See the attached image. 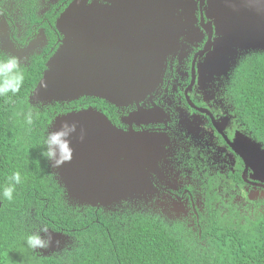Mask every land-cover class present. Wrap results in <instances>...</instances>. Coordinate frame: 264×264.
Wrapping results in <instances>:
<instances>
[{
    "label": "flooded vegetation",
    "instance_id": "af4514ba",
    "mask_svg": "<svg viewBox=\"0 0 264 264\" xmlns=\"http://www.w3.org/2000/svg\"><path fill=\"white\" fill-rule=\"evenodd\" d=\"M73 1L0 0V51L27 69L46 64L63 39L56 23ZM94 1L109 4L89 0ZM166 1H159L160 8L168 9V3L174 6L170 26L178 31L171 35L157 88L127 107L87 100L96 105L87 109H97L120 130L132 128L156 136L148 147V157L141 162L154 167L147 198L155 208L161 206L173 214L169 205H179L185 223L204 216H233L242 227L246 213L239 205L264 193L263 159L248 140L262 149L264 144L248 132L229 95L230 81L240 63L227 75L222 71L215 74L211 68L217 54L221 61H228L225 54L230 50L220 48L222 39L225 41L217 13L221 0ZM225 5L229 12L230 1ZM256 52L238 51L237 61Z\"/></svg>",
    "mask_w": 264,
    "mask_h": 264
},
{
    "label": "trees",
    "instance_id": "16d2710c",
    "mask_svg": "<svg viewBox=\"0 0 264 264\" xmlns=\"http://www.w3.org/2000/svg\"><path fill=\"white\" fill-rule=\"evenodd\" d=\"M45 68V62L18 66L0 51V264H264V228L258 242L221 215L189 226L147 209L115 213L71 205L46 167L48 128L58 115L96 106L87 100L105 101L33 106L30 96ZM230 84L239 118L264 144V53L241 60ZM249 225L254 233L257 227ZM49 231L69 240L43 256L39 243Z\"/></svg>",
    "mask_w": 264,
    "mask_h": 264
},
{
    "label": "water",
    "instance_id": "95a60500",
    "mask_svg": "<svg viewBox=\"0 0 264 264\" xmlns=\"http://www.w3.org/2000/svg\"><path fill=\"white\" fill-rule=\"evenodd\" d=\"M107 1L108 5L74 0L61 15L57 30L63 40L30 96L33 106L93 97L122 108L142 101L157 88L171 35L178 31L170 26L174 6L168 3L169 8L162 10L160 0ZM229 1V12L226 0L217 8L225 36L220 48L230 50L225 54L228 61L217 54L211 62L215 74L227 75L237 65L238 51L264 53V0H241L237 5L236 0ZM49 134L53 173L80 207L110 210L121 201L146 198L154 167L141 162L148 157L155 135L120 130L93 108L57 116ZM248 141L264 163V149ZM122 165L125 170L115 169ZM260 172L264 175V164ZM48 238L45 255L59 251L69 240L53 231Z\"/></svg>",
    "mask_w": 264,
    "mask_h": 264
},
{
    "label": "clouds",
    "instance_id": "9594fccd",
    "mask_svg": "<svg viewBox=\"0 0 264 264\" xmlns=\"http://www.w3.org/2000/svg\"><path fill=\"white\" fill-rule=\"evenodd\" d=\"M67 10V9H66ZM58 22V21H57ZM56 29H57V23H56ZM57 32H58V30H57ZM59 33V32H58ZM60 34V33H59ZM61 35V34H60ZM62 36V35H61ZM62 38H63V36H62ZM63 40V39H62ZM61 43H62V41H61ZM61 46V45H60ZM60 46L58 47V49H56V51L53 53V55L49 58V60L47 61V63L45 64V70H44V72H43V75H44V73H45V71L48 69V67H47V65H48V63H49V61L54 57V55L57 53V51L59 50V48H60ZM257 52H260V51H257ZM263 53V52H262ZM12 59V58H11ZM13 61H15L14 59H12ZM16 62V61H15ZM241 62V61H240ZM240 62H238L237 61V63H240ZM17 63V62H16ZM17 65L18 66H21V65H19V63H17ZM42 78H43V76H42ZM42 78H41V80H42ZM40 80V81H41ZM40 81H39V83H40ZM38 83V84H39ZM38 86V85H37ZM37 86H36V88H37ZM35 88V89H36ZM35 89H34V91H35ZM33 91V92H34ZM32 92V93H33ZM32 95V94H31ZM81 99H98V98H93V97H85V98H81ZM80 99V100H81ZM80 100H78V101H80ZM101 100V99H100ZM104 101V100H103ZM76 102V101H75ZM106 102V101H105ZM72 103V102H71ZM107 104H110V103H108V102H106ZM56 104V103H55ZM54 105V104H53ZM110 105H112V104H110ZM114 106V105H113ZM88 109H90V108H88ZM93 109H95V108H93ZM81 110H87V107L86 108H83V109H80V110H73V111H81ZM97 110V109H96ZM73 111H71V112H73ZM100 112V111H99ZM68 113H70V112H68ZM67 114V113H66ZM103 114V113H102ZM62 115V114H61ZM59 116V115H58ZM55 120V119H54ZM53 120V121H54ZM110 121V120H109ZM51 124H52V122H51ZM51 124H50V126H49V128H48V140H49V143H50V157L48 158V160H47V165H46V167L50 170V172H51V174H53L54 176H55V178H56V180H57V174H54L53 173V167L51 166V161H52V150H51V147H52V142H51V139H50V134H49V129H50V127H51ZM114 126V125H113ZM117 128V127H116ZM57 182H58V180H57ZM150 183H151V181H150ZM58 184H59V182H58ZM59 186L60 187H62L60 184H59ZM63 189H64V187H62ZM152 188V184L150 185V188L146 191L147 192V194L149 193V191H150V189ZM65 190V189H64ZM66 193V192H65ZM68 197V196H67ZM69 199V198H68ZM258 199H260V200H262L263 202H260ZM258 199L256 198V195L254 196V197H252L251 199H250V201H251V203H249V204H245V203H242V204H240L239 206H240V208L241 209H243V212L244 213H246L245 214V216H244V219H245V224L241 227L239 224H238V222H236L235 221V219H234V217L233 216H231V217H229V218H227V216H221V217H223L224 218V220L225 219H228V220H231V221H233L234 223H233V225H234V227L239 231V232H243V235L246 233V234H254V239L255 240H258V242H260L261 240L259 239V232L261 233L262 232V229L264 228V193H263V195H258ZM142 200V201H141ZM139 201H141L140 202V207L139 208H135V207H133L131 204H129V203H124V205L122 206V207H120L118 210H106V211H108V212H118V211H120V210H139V211H144V210H150V211H152V212H154L155 214H158L157 212H156V210H155V207L152 205V204H150L151 202L150 201H148V198H147V196H146V198H143V199H139ZM0 202H1V200H0ZM74 206H78V207H80L79 205H74ZM82 207H88V206H82ZM91 207V206H90ZM175 207V209H173V214H171L170 212H168L167 210H164V212L167 214V217H165V216H163V215H160V214H158V215H160V216H162L163 218H165V219H167L168 221H171V223H173L174 221H178V222H181V223H183V224H186V225H189V226H195L196 225V223L197 222H199V220L201 219H199L198 221H194L193 223H185V222H183L181 219H180V213H179V205H176V206H174ZM1 208H2V202H1ZM0 208V209H1ZM91 208H93V207H91ZM253 208V209H252ZM97 209V208H96ZM100 209H102V208H100ZM105 210V209H104ZM218 212H221V210H220V208H219V210H218ZM253 222V224H255V227H257L255 230H254V233H252V231H251V229L250 228H248V226H250L249 225V222ZM64 235V234H63ZM43 236H47V240L45 241V242H40L39 243V250H40V252H41V254L43 255V256H50L51 254H55V253H57V252H59V251H57V252H55V253H50L49 255H45L44 254V251H48V248H49V238H48V232L46 233V234H43ZM64 246V245H63ZM62 246V247H63Z\"/></svg>",
    "mask_w": 264,
    "mask_h": 264
},
{
    "label": "rangeland",
    "instance_id": "374dc122",
    "mask_svg": "<svg viewBox=\"0 0 264 264\" xmlns=\"http://www.w3.org/2000/svg\"><path fill=\"white\" fill-rule=\"evenodd\" d=\"M37 105H41V106H44L42 103H37ZM48 106V105H47ZM69 200V202L71 203V205H76V203L75 202H73V201H71L70 199H68ZM142 201V200H141ZM141 201H139V198H133V199H129V200H124V201H121L120 202V204H117V205H115L114 207H112L110 210H118L120 207H122L123 205H124V203H129V204H131L133 207H135V208H139L140 207V202ZM150 204H152V203H150ZM161 207V206H160ZM156 207L155 208V210H156V212L158 213V214H160V215H163V216H165V217H167V214L164 212V210H166V209H164L163 207ZM169 207H170V209L171 208H173V209H175V207L172 205V204H170L169 205Z\"/></svg>",
    "mask_w": 264,
    "mask_h": 264
}]
</instances>
